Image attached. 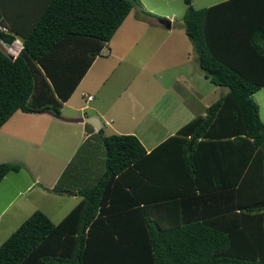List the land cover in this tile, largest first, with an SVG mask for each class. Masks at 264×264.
I'll list each match as a JSON object with an SVG mask.
<instances>
[{"label": "trees", "instance_id": "trees-1", "mask_svg": "<svg viewBox=\"0 0 264 264\" xmlns=\"http://www.w3.org/2000/svg\"><path fill=\"white\" fill-rule=\"evenodd\" d=\"M183 2L196 63L226 92L150 151L134 133L100 127L101 165L73 163L78 183L69 163L50 188L80 200L58 222L33 210L1 241L0 264H264V122L253 97L264 84V0ZM134 7L153 14L141 0H0V38L23 43L14 57L0 47V127L16 110L58 115ZM224 141L233 144L205 146ZM21 167L0 162V181Z\"/></svg>", "mask_w": 264, "mask_h": 264}, {"label": "rangeland", "instance_id": "rangeland-1", "mask_svg": "<svg viewBox=\"0 0 264 264\" xmlns=\"http://www.w3.org/2000/svg\"><path fill=\"white\" fill-rule=\"evenodd\" d=\"M141 1L152 4V7H147V10L149 8L154 13L152 15L169 20L171 27H159L142 22L141 17L134 20L128 14L124 21L126 39L125 43L122 44V47L130 49L128 56H126L127 59L120 60L113 55L114 52L112 51L115 47L112 43L110 54L101 51L103 62L106 59H112L113 65L105 77V83L100 87V95L98 92L92 91V94L96 95V99L91 104L105 108L112 102V104L120 107V102L124 100L123 97L126 98L128 93H122L121 99L113 98L125 86H128L132 94L146 92L150 96L153 91L161 88V79L157 80L156 75V80H152L146 72L150 75L157 72L161 73L162 80L165 81V78H169L171 75L169 72L171 69L173 72L187 69L197 71L198 69L192 42L183 28L182 15L186 7L183 0ZM218 1L220 0H192V4L198 8ZM136 9L137 7L132 8L131 13L135 12ZM119 37L122 39L121 36ZM185 56L188 58L191 56L192 61L187 60ZM185 61L188 62L185 63ZM143 74L148 77L146 81L141 80L139 82L137 77ZM89 83L93 84L92 82ZM190 83L197 84L193 85L194 88L206 94L205 99H200L202 106L199 109L205 104L212 103L215 96L227 90L226 86H216L213 82L205 80L197 74L194 75ZM199 85H201V89ZM211 87H215L214 93L211 92ZM217 87L221 88L217 89ZM191 89L195 92L193 88ZM253 97L259 102L260 116L264 120V84L254 92ZM72 102L82 107L86 105L84 98L80 95L70 99L69 103ZM114 110L113 108L104 113L103 118L107 119L110 124L109 126L106 125V131L113 132L112 130L115 129L114 126H117V123L122 125V127H117L122 128L119 130L129 128L128 126L133 122L128 118L129 115H118ZM61 111L63 116L72 114L66 105L61 108ZM86 111L91 112L88 108ZM16 113L28 116H25L26 119L17 128L8 129L6 124L0 127V162L17 161L22 164L18 171L10 170L7 172L9 178H13L9 180L15 179L17 186L25 188L28 180L33 182L26 191L18 194L15 198H7L3 194L5 189L9 188L7 184L0 188V242L18 224L19 219H24L35 209L43 210L54 222L58 221L80 196L79 194L56 193L50 189L56 184L60 172L69 163L72 166L70 171H74L73 163L82 164L83 167L89 168L95 162L90 158L91 155L93 154V158H95L97 151H103L100 140L95 142L94 138L88 139L74 150L75 141L79 138L83 140V133L80 134V129H77L79 124L75 122L69 124V122L46 116V113L40 112L23 113L22 110H16ZM10 158L12 159L8 160ZM81 169L76 171H82ZM79 175L82 174L79 173ZM15 194L12 192V196Z\"/></svg>", "mask_w": 264, "mask_h": 264}, {"label": "crops", "instance_id": "crops-1", "mask_svg": "<svg viewBox=\"0 0 264 264\" xmlns=\"http://www.w3.org/2000/svg\"><path fill=\"white\" fill-rule=\"evenodd\" d=\"M141 6L147 10V7L148 6L152 7V4H148L145 2L142 3V1H141ZM134 8H136V7H134ZM148 10L150 11L149 8H148ZM128 14L127 15L131 16L134 20L139 19L141 17L143 19L142 22H146L148 24H151L154 26H159V27L160 26L167 27V28L171 27L170 21H169L170 26H168L167 25L168 20H166L164 18H163L164 19L163 20L158 15H157L158 17H156L152 14L142 12V10L139 7H137L135 12L131 13V11H130ZM128 16H126L124 18V20L119 25V27L116 29V31L114 32L112 37L107 41V44L105 42L103 48L100 50L99 54H97L95 56L91 65L86 70V72L84 73L82 78L79 80V82L75 86V88H74L73 92L71 93V95L69 96V98L63 102L62 107L64 105L68 106L70 108V110L72 111V114H70L69 116H65V115L63 116L61 109H60V113L58 115H55L52 112L47 111V110L46 111H39L40 113H46L47 114L46 116H51L52 118H56V119L61 120V121L69 122V124L71 122H75V123L79 124V127L77 129H80V134L83 133V140H81L79 138L75 141L76 144L74 146V150L77 149V147L80 146V144H83L84 142H86L90 138H94L95 142H96V140L99 139V135L97 133H98V129L100 127H102L104 134H110L111 131H106V129H107L106 125H108V126L110 125L109 121L107 119H104L103 116H104L105 112H107L113 108L115 109L114 111L118 115L128 114L129 115L128 118L131 119L133 122L128 126L129 128L124 129V130H119L122 128H117V127H122V125H119V123H117V126H114L115 129L112 131L117 132V133H126V132L134 133L139 138V140L142 142V144L144 145L146 150L150 151L152 148H154L156 145H158L161 141L166 139L168 136L176 133V131L183 124L188 122L191 118L195 117L198 114H204L206 111V108L209 105V104L208 105L205 104L201 109H199V107L202 106L200 99H205L206 94H205V92L203 93L200 90H197L194 88L193 85H197V84L190 83L191 79H193L195 74H197L199 77H203L205 80H209L207 77L204 76V73L201 70V68L199 67V65H198L197 71H194L192 69H187V70L173 72L171 69V70H169V72H171V75L169 76V78H165V81L162 80L161 73L157 72L155 74L150 75L146 72V74L148 76H150L152 78V80L153 79L156 80V75H157V80H159V78L161 79V82H160L161 88L153 91L152 94H150V96H149L146 94V92L145 93L141 92V94H136L133 92L134 94H132L129 91L128 86H125L121 91H119V93H116L115 97L113 98L116 100L121 99L122 93H128L126 98L123 97L124 100L122 102H120L121 103L120 107H117V105L112 104V102H111V104H109L105 108L98 106L96 104H91V102L94 99H96V95L94 96V94H92V91H94L95 93L98 92L100 95V87L102 86V84L105 83L104 82L105 77H106L107 73L111 70V67L113 65L112 59H110V60L106 59L103 62V60L101 59V58H103L101 51H104L105 54H110L111 53V43H112L115 47V48H113V51H112V52H114L113 55L116 56L120 60L127 59L126 56H128V52L130 49L125 48L124 46L122 47V44L125 43V39H126V37H125L126 25H125L124 21ZM164 23H165V25H164ZM119 36H121L122 39H120ZM118 50H121V51L119 52ZM185 58L187 60L192 61V59H190L191 56L189 58L185 56ZM99 60H102V61L99 62ZM186 62H188V61H185V63ZM186 66L189 67L188 64H186ZM191 66H193V65H191ZM141 67L143 68L142 64H141ZM199 71H201V72H199ZM144 74H145V72H144ZM144 74L142 76L139 75V77H137L139 82L141 80L146 81L148 76H144ZM89 82H92L93 84H90ZM216 86H219V85L216 84ZM199 87L201 89V85H199ZM191 88H193L195 90V92ZM218 88H221V87H217V89ZM210 89H211L212 93L215 92V87H211ZM223 93H224V91L221 92L220 94H218L217 96H215L214 99L216 100ZM88 94L92 95V97L89 99L87 98ZM77 95H80L84 98L86 105H84L82 107V106L75 104L74 102L69 103L70 99H74V97ZM147 99H149V100L147 101ZM86 108L90 109L91 112L86 111ZM259 109H260V105H259ZM17 112H19V111H17ZM23 113H33V112H24L23 111ZM34 113H37V112H34ZM25 116H28V115L16 113V111H15L4 122V125L6 124L7 125L6 128H8V129L9 128H12V129L17 128L26 119ZM59 116H61V117H83V118L87 117V116H96L99 119L100 127H95L93 124H91L89 122H85L84 120L71 121V120L63 119ZM260 117L262 119V116H260ZM102 119H104V120H102ZM110 119L113 121L112 118H110ZM263 122H264V120H263ZM87 124H89V125H87ZM113 132H111V133H113ZM209 144H210V146L216 145V146H220V147H225L227 149L233 143H231L229 141H224V142H219V143H206L205 146H208ZM90 158H92L95 162H93L92 166H90L89 168H86V170L84 172H87V173H90L91 169L96 168L97 166L101 165L102 159H103L102 150L97 151V154H95V158H93V154L91 155ZM11 159L12 158H10L8 160H11ZM79 167L80 166H77V164H76L74 169H80ZM75 172H76L75 174L73 173V179H74V181L79 183L80 181L77 180L76 176L78 177V174L80 171L79 172L75 171ZM81 174H82V176H80V178L82 180L84 173H81ZM9 179H13V178H9V176L6 173L0 181V188H2V186H4L5 184H7L9 187V188L5 189V191L3 192V194L7 198H15L18 194L26 191V189L29 188V185L33 182V181L28 180L25 188H22V187H19V185L17 186L15 184V179L12 181ZM4 180H5V182H4ZM84 183H86V182L84 181ZM12 192H14L16 194L12 196ZM73 195H76V194H73ZM80 198H81V196H79V198L73 202V206L80 200ZM70 209H68L67 212ZM176 211L179 212V215L175 213L174 218L172 217L173 219H176L177 217H181V215H182V208H181V210H180V208L176 209ZM198 211H200V210H198ZM163 212L165 213V211H162L159 214H164ZM173 212H174V210H173ZM173 212L170 215V217L173 215ZM183 214H185V213L183 212ZM166 216H169V215L166 214ZM22 220H23V218L21 220L19 219L18 224ZM58 221H55V222H58ZM166 222H167V220H166ZM18 224H16V226ZM16 226H14V228Z\"/></svg>", "mask_w": 264, "mask_h": 264}, {"label": "water", "instance_id": "water-1", "mask_svg": "<svg viewBox=\"0 0 264 264\" xmlns=\"http://www.w3.org/2000/svg\"><path fill=\"white\" fill-rule=\"evenodd\" d=\"M167 25L169 26V20L167 21ZM45 111V110H43ZM61 117V116H59ZM63 119L71 120V121H79L84 120L85 122H89L93 124L95 127H100L99 119L96 116H87V117H61Z\"/></svg>", "mask_w": 264, "mask_h": 264}, {"label": "clouds", "instance_id": "clouds-1", "mask_svg": "<svg viewBox=\"0 0 264 264\" xmlns=\"http://www.w3.org/2000/svg\"><path fill=\"white\" fill-rule=\"evenodd\" d=\"M2 26V25H1ZM14 41L21 43V45L23 46L22 41L16 37L15 39H13L11 42H7L5 40H3L2 38H0V47H2L7 53H9L10 55H12L13 57L15 55H17L18 51L22 48V46L20 47V49L17 51V53L15 55H13L14 52H12L11 50L8 49V45L10 44L11 46H13Z\"/></svg>", "mask_w": 264, "mask_h": 264}, {"label": "built area", "instance_id": "built-area-1", "mask_svg": "<svg viewBox=\"0 0 264 264\" xmlns=\"http://www.w3.org/2000/svg\"><path fill=\"white\" fill-rule=\"evenodd\" d=\"M0 27H1V25H0ZM21 46H22L21 43L14 41L13 46H11L10 44L8 45V49L11 50L12 52H14L13 55H15ZM91 97H92L91 94L87 95L88 99Z\"/></svg>", "mask_w": 264, "mask_h": 264}]
</instances>
